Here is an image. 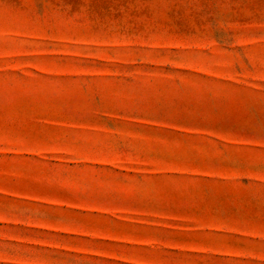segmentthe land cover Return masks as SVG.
I'll list each match as a JSON object with an SVG mask.
<instances>
[{
  "label": "rangeland",
  "instance_id": "obj_1",
  "mask_svg": "<svg viewBox=\"0 0 264 264\" xmlns=\"http://www.w3.org/2000/svg\"><path fill=\"white\" fill-rule=\"evenodd\" d=\"M0 264H264V0H0Z\"/></svg>",
  "mask_w": 264,
  "mask_h": 264
}]
</instances>
